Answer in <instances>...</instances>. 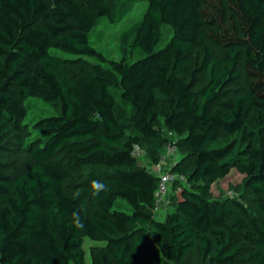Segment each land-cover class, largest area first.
<instances>
[{
	"label": "trees",
	"instance_id": "obj_1",
	"mask_svg": "<svg viewBox=\"0 0 264 264\" xmlns=\"http://www.w3.org/2000/svg\"><path fill=\"white\" fill-rule=\"evenodd\" d=\"M140 1L121 56L97 47L100 20ZM35 95L55 113L27 121ZM168 141L187 184L161 215L159 176L133 150L156 163ZM232 169L257 212L213 195ZM86 238L95 264H264V0H0V264H88Z\"/></svg>",
	"mask_w": 264,
	"mask_h": 264
},
{
	"label": "rangeland",
	"instance_id": "obj_2",
	"mask_svg": "<svg viewBox=\"0 0 264 264\" xmlns=\"http://www.w3.org/2000/svg\"><path fill=\"white\" fill-rule=\"evenodd\" d=\"M108 4H112L114 0H106ZM147 1H140L135 4L132 10L123 18L121 22L112 23L106 18H102L100 22L96 25L93 31V40L97 47L104 49L110 56L119 58L121 56L120 51V34L126 28L131 26L133 23L142 19L144 12L147 8ZM173 28L168 24L162 26V39L160 45L163 46L167 44L173 36ZM214 50V56L222 57L228 51L227 48H220L215 44H212ZM190 60L197 65H200L203 54L199 47L195 49L192 55L189 56ZM206 72L203 69L201 71L202 79L205 78ZM29 104V114L26 117V120L29 121L33 118H39L55 113L54 108L47 102H45L39 95L32 96L28 100ZM33 133V130H30ZM175 139V135H172ZM13 145V144H12ZM16 147V146H13ZM166 155V152H164ZM182 156L181 153H176V162ZM139 163L144 165L151 170H153L154 162L153 159L145 153L139 158ZM185 165H189V162H185ZM245 176L238 172L236 169H232L229 175L220 180L217 183H214L212 186V193L214 196H220L221 199H226L227 197H238L241 198L254 212H257L256 200L253 193L245 186ZM76 176L66 178V182L73 181ZM186 177L180 178L176 182V185H186ZM222 194V195H221ZM116 208L124 210L131 213V206L123 199H119L116 203ZM174 204H169L166 207H162L161 215L168 210H172ZM101 246L99 243H95L92 240L86 238L84 241V248L86 250V259L88 264H95V252ZM198 259V248L193 249L188 253L183 262L193 263Z\"/></svg>",
	"mask_w": 264,
	"mask_h": 264
},
{
	"label": "built area",
	"instance_id": "obj_3",
	"mask_svg": "<svg viewBox=\"0 0 264 264\" xmlns=\"http://www.w3.org/2000/svg\"><path fill=\"white\" fill-rule=\"evenodd\" d=\"M165 152L162 158L154 163L153 171L159 176L157 188L155 191L156 206L155 212L162 213V207H166L172 196V184L175 180L183 178V174H178L172 171V167L176 162V153L179 152L175 141H168L165 144ZM145 149L139 144L135 145L133 154L142 157L144 155Z\"/></svg>",
	"mask_w": 264,
	"mask_h": 264
},
{
	"label": "clouds",
	"instance_id": "obj_4",
	"mask_svg": "<svg viewBox=\"0 0 264 264\" xmlns=\"http://www.w3.org/2000/svg\"><path fill=\"white\" fill-rule=\"evenodd\" d=\"M90 186L92 188V194L97 195L100 191L104 190L106 185L99 179H92L90 181ZM73 217H77L78 214L76 212L72 213Z\"/></svg>",
	"mask_w": 264,
	"mask_h": 264
}]
</instances>
